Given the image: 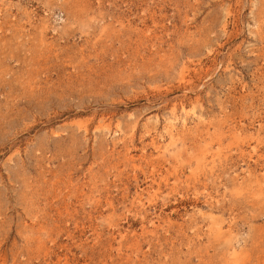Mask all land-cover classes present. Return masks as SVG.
<instances>
[{
	"label": "rangeland",
	"instance_id": "rangeland-1",
	"mask_svg": "<svg viewBox=\"0 0 264 264\" xmlns=\"http://www.w3.org/2000/svg\"><path fill=\"white\" fill-rule=\"evenodd\" d=\"M0 264H264V0H0Z\"/></svg>",
	"mask_w": 264,
	"mask_h": 264
}]
</instances>
